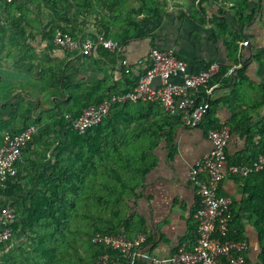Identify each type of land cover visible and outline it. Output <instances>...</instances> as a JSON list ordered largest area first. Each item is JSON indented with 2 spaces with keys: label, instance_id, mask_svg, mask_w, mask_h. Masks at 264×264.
I'll return each instance as SVG.
<instances>
[{
  "label": "crops",
  "instance_id": "obj_1",
  "mask_svg": "<svg viewBox=\"0 0 264 264\" xmlns=\"http://www.w3.org/2000/svg\"><path fill=\"white\" fill-rule=\"evenodd\" d=\"M49 1H0V135L32 119L42 130L57 132L27 149L19 162L20 188L0 192V203L26 212L25 199L44 195L47 182L71 177L70 194L96 189L120 197L108 205L118 214L101 215L98 223L132 236L147 235L138 264H170L182 246L191 248L197 240L199 187L191 171L213 148L207 132L230 127L229 162L255 160L264 143V0H70L68 10L53 9ZM58 25L78 36L111 34L121 52L100 49L94 56L75 57L54 45L49 33ZM153 48L172 51L191 73L219 64V72L199 93L209 120L190 128L180 113L134 103L113 110L84 140L61 137L53 114L74 105L75 88L86 97L133 89L151 65ZM159 84V79L153 82ZM96 139L100 151L94 152ZM64 145L68 148L57 149ZM219 193L233 200L231 230L250 242L248 263L260 264L256 226L264 227V173L227 177ZM88 203L92 207L85 217L96 209L92 199ZM106 205L97 208L106 210ZM73 208L70 202L68 209ZM38 216V226L48 222ZM88 240L72 238L86 263L96 250ZM5 264L13 263L8 259Z\"/></svg>",
  "mask_w": 264,
  "mask_h": 264
},
{
  "label": "built area",
  "instance_id": "obj_2",
  "mask_svg": "<svg viewBox=\"0 0 264 264\" xmlns=\"http://www.w3.org/2000/svg\"><path fill=\"white\" fill-rule=\"evenodd\" d=\"M12 4L18 0H0ZM53 43L60 49L78 56H94L100 49L119 55L120 43L104 35L74 38L68 33H53ZM248 45V42H244ZM150 67L140 75L133 91L112 94L101 103L85 108L80 116L72 119L71 130L85 134L101 124L118 104L152 102L160 105L168 114L180 113L186 127L198 126L207 113L205 102L199 101L200 88L206 86L220 70L218 63H212L199 73H191L187 64L172 51L153 48L149 54ZM159 79V86L153 82ZM181 80L179 83L176 80ZM39 128L31 125L23 132L12 135L5 133L0 148V182L5 183L17 173L16 162L23 151L38 134ZM208 137L213 148L197 162L191 171L192 182L199 187V207L196 211L198 236L193 247L182 246L169 261L170 264H249L250 242L229 237L234 217L233 200L219 193V186L227 177L247 178L254 173L264 172V152L251 163L229 162L227 147L230 140L229 126L210 129ZM15 211L11 205L0 209V243L13 237L11 224ZM147 241V235L137 233L132 238L125 234L111 235L98 232L93 242L109 251L98 259V264H138L140 249Z\"/></svg>",
  "mask_w": 264,
  "mask_h": 264
},
{
  "label": "trees",
  "instance_id": "obj_3",
  "mask_svg": "<svg viewBox=\"0 0 264 264\" xmlns=\"http://www.w3.org/2000/svg\"><path fill=\"white\" fill-rule=\"evenodd\" d=\"M75 1L76 0H74V2ZM47 5L49 7H52L53 9L63 8L65 10H68L69 7L73 6V3L70 0H50ZM56 31L68 33L74 38L78 37V34L72 32L71 29H68L63 25H58L57 27H53L51 32L49 33L51 35L52 40L53 33H55ZM104 36L109 39L113 37V35H109L106 33L104 34ZM136 85L137 84L134 85L133 89L128 91H118L95 96L94 94H91V96L89 97H86V94H83V92H80L79 90H77V88H75L74 105L71 107L69 106L57 108L56 110L58 113L53 114V125L59 126L60 131L58 133H60L61 137L65 139L76 141L84 140L97 126L89 129L88 132L85 134H79L71 130V122L66 118V116L70 115L72 119L77 118L78 116H80V114L85 108L91 105L101 103L105 98L111 96L112 94H123L133 91ZM148 103L160 106L157 103ZM129 104L134 103L129 102L125 104H118L112 109V111L125 105L127 106ZM111 113L109 114V116L111 115ZM109 116L98 126L102 127V125L106 122ZM204 119L209 120L208 113L205 114ZM31 125L38 126L39 124L37 123V121L32 119L30 121H26L22 125L20 130L11 128L3 132V134L0 135V148L3 146L5 133L16 135L23 132ZM212 126L213 125H210V127ZM38 128V134L34 137L33 141L29 143L28 147L23 151L21 158L23 157L25 152H27V149L31 147L32 144L38 142L40 139L51 137L53 133H57L53 132L51 127L45 130H42L40 126H38ZM61 137L58 138L61 139ZM96 143V146L93 147L94 152L100 151V139L98 141L96 139ZM65 148H68L67 145L57 147V149H61V151H63ZM261 152H264V143L261 144L259 147V153ZM79 153L83 154L82 148ZM21 158L15 164L16 169L18 170L16 175L7 180L5 183L0 182V192H7L8 194H11L15 189H17L18 187L20 188V186H18V182L20 177L19 162L21 161ZM245 162L251 163L252 161ZM81 179L83 178L78 179V181H80ZM94 180L96 179L94 178ZM73 183L74 179L71 177L62 180L61 182H47V188L49 190L46 191L44 195L36 194L28 200L25 199L24 205H28V209L26 210V212H21L18 207L15 206V204L0 203V209L7 205H11L15 211V220L11 224V227L13 229V237L12 239L6 242L0 243V251H5L7 248L10 249V251L5 252V263L6 260L9 259L13 264H98L97 261L99 257L104 252H107L109 250L106 249L104 246L97 245L93 242V237L96 233L101 232L111 235L125 234L127 237H133L127 232H121L120 230H117L115 228L111 230L109 228H106V226H100V224L98 223V220L101 219V215L104 217H110V215H113L112 213L118 214V212H111L109 210L108 205L113 202V198L116 197L120 199V197H117L113 194H99L96 189L93 190V194H87L84 192L83 189H81L82 191L80 193L78 192L77 194H70L68 191L69 186L73 185ZM77 186L78 187L75 189V191L80 189L79 182H77ZM90 199L93 200V206H96V209L93 210L92 214L88 215L89 220L94 221V225L92 227L89 226V221L86 219L87 216L85 217V214L89 212L88 208L92 207L91 204L88 203V200ZM70 202L75 205L73 211H70L72 208L68 209V204ZM97 205H99V207L100 205H106V210H101L97 208ZM37 208H41V212H38ZM38 215L45 216L48 222L41 225L39 224L40 226H38L36 223V217ZM72 216L75 217L74 224L71 219ZM85 225H87L88 227H85ZM256 228L259 232L258 239L261 251L259 263L264 264V227L258 223ZM20 235H23L24 237L22 238V242L16 245V241L19 239ZM229 237L231 239L236 240H247L246 238H240L239 235L234 234L231 230V226ZM72 238H88L89 243L95 246V258L92 262H84L85 260L79 254L80 244L78 243V241H72ZM70 250L72 252L71 258L70 256H66V254H68Z\"/></svg>",
  "mask_w": 264,
  "mask_h": 264
},
{
  "label": "rangeland",
  "instance_id": "obj_4",
  "mask_svg": "<svg viewBox=\"0 0 264 264\" xmlns=\"http://www.w3.org/2000/svg\"><path fill=\"white\" fill-rule=\"evenodd\" d=\"M5 251H0V264H5Z\"/></svg>",
  "mask_w": 264,
  "mask_h": 264
}]
</instances>
